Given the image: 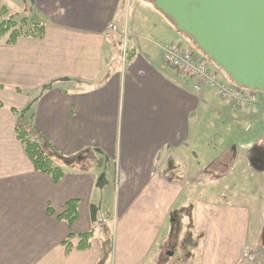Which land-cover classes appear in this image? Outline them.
I'll use <instances>...</instances> for the list:
<instances>
[{
    "label": "crops",
    "instance_id": "1",
    "mask_svg": "<svg viewBox=\"0 0 264 264\" xmlns=\"http://www.w3.org/2000/svg\"><path fill=\"white\" fill-rule=\"evenodd\" d=\"M64 1L17 9L45 24L43 38L0 40V264H100L108 233L110 264H152L189 189L170 179L169 161L195 165L191 143L209 103L163 62L161 44L178 31L152 3L135 0L120 10L122 0ZM124 29L135 37L148 31L151 46L132 43L122 60ZM12 110L32 114L54 148L46 150L64 169L57 183L25 155ZM71 199L78 216L69 226L57 215ZM191 207L199 264H247L245 252L261 245L248 242L249 209L201 200ZM89 230L90 247L77 249V236Z\"/></svg>",
    "mask_w": 264,
    "mask_h": 264
},
{
    "label": "rangeland",
    "instance_id": "2",
    "mask_svg": "<svg viewBox=\"0 0 264 264\" xmlns=\"http://www.w3.org/2000/svg\"><path fill=\"white\" fill-rule=\"evenodd\" d=\"M51 1H54L55 8L63 7L65 2L64 0ZM134 1L122 0L119 9H124L127 3L129 5ZM25 5L27 8L25 11L29 12L34 3L32 0H0V8L7 6V14L2 18L13 14L18 17L24 16L17 14L16 11L24 8ZM130 8L131 6L129 12H131ZM2 18L0 16V20ZM126 33L127 31L124 29L118 40L122 60L128 55V46L132 43L141 48L151 46L147 40V38H151L148 31L143 32L139 37L128 36ZM180 34L193 42V39L186 35L187 33L182 32L175 33L177 36L173 39L177 38L178 40V37H181ZM163 43L161 44L162 55L165 52V43ZM194 47L197 51V46L194 45ZM152 48L158 51L156 46L152 45ZM199 52L197 53L200 54ZM201 54L204 57V59L201 57V61L210 71L216 72L219 78L226 77L227 74L212 60L208 59L202 52ZM191 90L193 91L192 88ZM259 94L258 102L250 107L234 105L227 100L218 98L214 93L211 94L210 91L197 95H205L202 102L207 101L209 104L204 107L199 133L196 134L191 143L190 157L195 165L191 169L188 168L189 158L185 159L186 162L178 161L177 164L174 163L173 159H170L168 168L172 173L169 176L170 179L173 177L179 182H184L189 189L175 204L174 213H171L170 218H168L170 222L165 225L159 240L161 248L157 261L154 260L152 264H199L198 247L201 236L195 233L192 214L189 212H192L191 206L196 200L215 204L246 206L250 211L248 242L253 243L255 238L258 243H261L260 235L264 228V92L259 91ZM225 152L227 153L219 166L223 168L222 170H228L225 174H221L219 169L211 166V161ZM93 162L100 164L101 161L97 162L94 159ZM89 169L93 171L96 170V167ZM109 228L111 231V225ZM165 233L166 235H164ZM107 236L109 237L111 234L108 233ZM259 247L260 245H257L245 252L244 259L247 264H261L257 259L261 255L264 260V251H258ZM110 263L109 261L108 264Z\"/></svg>",
    "mask_w": 264,
    "mask_h": 264
},
{
    "label": "water",
    "instance_id": "3",
    "mask_svg": "<svg viewBox=\"0 0 264 264\" xmlns=\"http://www.w3.org/2000/svg\"><path fill=\"white\" fill-rule=\"evenodd\" d=\"M240 86L264 91V0H153Z\"/></svg>",
    "mask_w": 264,
    "mask_h": 264
},
{
    "label": "trees",
    "instance_id": "4",
    "mask_svg": "<svg viewBox=\"0 0 264 264\" xmlns=\"http://www.w3.org/2000/svg\"><path fill=\"white\" fill-rule=\"evenodd\" d=\"M148 2H151L153 4V0H149ZM6 14L7 9L5 8V6H2L0 8L1 18ZM165 16L172 24H174L170 16ZM44 30L45 24L42 21H33L26 16L18 17L17 15L13 14L9 17L6 16L0 20V38H4V43L6 45H13L19 37L41 39L44 36ZM194 45L196 46V44ZM199 53H201V51ZM49 87L50 85H45L44 89H47ZM1 106L2 104L0 102V107ZM12 111L16 114L17 117L15 131L17 138L22 144L25 155L28 157L36 171L50 175L52 181L54 183H57L64 175V169L60 164L57 163L56 160L52 158V156L48 154L49 152L46 150H54V148L45 140L44 136L35 127L32 121V114L27 113L26 110ZM226 153L227 152L211 161V166L219 169L221 174H225L228 170H222L223 168L219 166V164H222L223 157L226 155ZM212 162L214 163L212 164ZM47 211L49 214L54 213L50 207L47 209ZM77 216L78 201L76 199L68 200L66 202L64 210L57 215L58 219L65 221L69 226L73 224ZM72 235L73 234L70 232L68 237H71ZM77 237L78 243L76 248L79 250H86L90 247V240L93 237V230L81 233ZM68 245L69 244H66V250L70 249ZM111 251L112 238L111 236H107L100 241V257L98 262L100 264H104L107 261L109 262L111 259Z\"/></svg>",
    "mask_w": 264,
    "mask_h": 264
},
{
    "label": "built area",
    "instance_id": "5",
    "mask_svg": "<svg viewBox=\"0 0 264 264\" xmlns=\"http://www.w3.org/2000/svg\"><path fill=\"white\" fill-rule=\"evenodd\" d=\"M164 51L165 64L174 67L189 79L195 92L200 93L206 88H213L219 97L241 107H250L256 102V91H244L237 86L220 82L216 74L207 68L196 50L186 41L175 40L165 43ZM258 258H262V255Z\"/></svg>",
    "mask_w": 264,
    "mask_h": 264
},
{
    "label": "flooded vegetation",
    "instance_id": "6",
    "mask_svg": "<svg viewBox=\"0 0 264 264\" xmlns=\"http://www.w3.org/2000/svg\"><path fill=\"white\" fill-rule=\"evenodd\" d=\"M260 240L262 245H260L258 251L260 250L264 251V228L262 230V234L260 235ZM258 260L260 261L261 264H263L264 260L262 258H258Z\"/></svg>",
    "mask_w": 264,
    "mask_h": 264
}]
</instances>
